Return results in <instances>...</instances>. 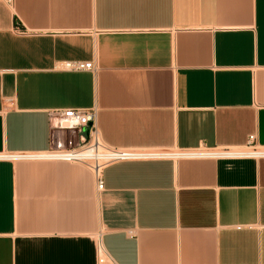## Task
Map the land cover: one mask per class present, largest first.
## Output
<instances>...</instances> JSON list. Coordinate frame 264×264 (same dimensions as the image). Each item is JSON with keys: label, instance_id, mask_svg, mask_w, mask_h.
Masks as SVG:
<instances>
[{"label": "crops", "instance_id": "0c3cea01", "mask_svg": "<svg viewBox=\"0 0 264 264\" xmlns=\"http://www.w3.org/2000/svg\"><path fill=\"white\" fill-rule=\"evenodd\" d=\"M63 110L93 111L110 149L264 150V0L0 1V156L76 149L87 130ZM102 181L0 160V264H264V158L120 162Z\"/></svg>", "mask_w": 264, "mask_h": 264}, {"label": "built area", "instance_id": "2783aa9c", "mask_svg": "<svg viewBox=\"0 0 264 264\" xmlns=\"http://www.w3.org/2000/svg\"><path fill=\"white\" fill-rule=\"evenodd\" d=\"M5 6L12 7L14 0H0ZM60 68L63 71L78 73L93 70L91 63L62 62ZM62 120L68 122L77 131L87 130V138L72 150H56L44 154H18L12 156H0V160H42L59 161L83 166L91 174L95 190L102 191V171L111 164L142 160H178V159H217L238 158L255 159L264 158V151L250 149L248 154L234 155L229 150H206L193 151H167V152H140L132 150H116L105 147L100 143L95 131V115L89 110H63L55 113ZM249 147H253V137L249 139ZM102 254L100 246H97V256Z\"/></svg>", "mask_w": 264, "mask_h": 264}, {"label": "bare ground", "instance_id": "6f19581e", "mask_svg": "<svg viewBox=\"0 0 264 264\" xmlns=\"http://www.w3.org/2000/svg\"><path fill=\"white\" fill-rule=\"evenodd\" d=\"M249 152H243V151H237V152H233L234 155L237 154H248Z\"/></svg>", "mask_w": 264, "mask_h": 264}, {"label": "rangeland", "instance_id": "374dc122", "mask_svg": "<svg viewBox=\"0 0 264 264\" xmlns=\"http://www.w3.org/2000/svg\"><path fill=\"white\" fill-rule=\"evenodd\" d=\"M244 151H246V152H248L247 150H244ZM250 151V150H249ZM258 151H264L263 149H258Z\"/></svg>", "mask_w": 264, "mask_h": 264}]
</instances>
